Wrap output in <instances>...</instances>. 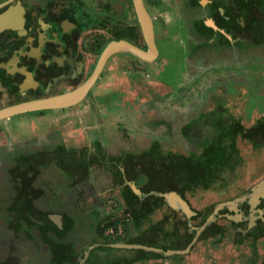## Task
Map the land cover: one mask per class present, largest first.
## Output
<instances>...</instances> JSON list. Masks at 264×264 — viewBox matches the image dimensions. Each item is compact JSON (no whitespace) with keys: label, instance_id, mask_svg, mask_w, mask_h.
Wrapping results in <instances>:
<instances>
[{"label":"rangeland","instance_id":"374dc122","mask_svg":"<svg viewBox=\"0 0 264 264\" xmlns=\"http://www.w3.org/2000/svg\"><path fill=\"white\" fill-rule=\"evenodd\" d=\"M167 7L163 0L152 4L156 13ZM183 12L191 31L199 12ZM177 27L166 24L171 32ZM173 38L179 46L170 42L160 47L161 56L146 69L136 68L130 59L123 66L113 58L87 96L72 107L0 120V264H54L56 254L42 236L44 221L29 215L34 223L29 224L14 213L30 193L37 211L52 213L53 220L64 213L73 219L72 229L55 244L70 249L59 260L74 258L58 264H264V135L252 139L240 130L264 128V50L226 52L213 42L202 47L195 40V46L182 49V37ZM166 39L160 35L162 44ZM94 69H89V79ZM219 127L224 134L233 131L234 141L226 135L211 141ZM53 150L62 151L68 161L85 153L92 162L89 177L71 186V177L46 160L37 164L40 173L32 187H27L31 170L22 185L18 158L49 156ZM142 157L155 161L158 170L127 180L131 164ZM20 169L25 171L26 165ZM159 170L174 172V191L194 215L171 209L165 198L171 188L165 181L155 187ZM128 185L139 197L134 208L123 198ZM228 201L233 205L215 212ZM246 202L260 204L254 218L263 222L257 232L250 229L240 239L233 211ZM63 220L57 221L58 228ZM106 220L113 227L99 232L98 223ZM146 236L158 245L148 246L156 252L111 246L143 245L128 241ZM140 251L152 256L137 260Z\"/></svg>","mask_w":264,"mask_h":264},{"label":"flooded vegetation","instance_id":"af4514ba","mask_svg":"<svg viewBox=\"0 0 264 264\" xmlns=\"http://www.w3.org/2000/svg\"><path fill=\"white\" fill-rule=\"evenodd\" d=\"M163 1L167 9L156 13L152 4L158 0H143L153 21L158 54L145 53L151 59L147 61L125 48L112 55L105 67L117 57L123 66L131 60L136 68L146 69L161 56L160 47L170 42L179 46L175 35L185 42L182 49L195 46V40L202 47L213 42L226 52L264 50V0ZM183 8L187 15L199 12L191 31ZM169 23L177 24L174 32L166 28ZM160 35L167 37L166 43L160 42ZM114 41L149 51L134 0H0V110L74 92L78 84L89 79V69L97 67L102 53ZM217 129L219 133H214L211 141L222 136L233 140V131L223 128L224 134L221 127ZM247 129L257 132L252 139L264 135V128ZM259 205L246 202L239 205L238 212L233 211L235 237L243 239L250 229L257 232L263 222L254 218V207Z\"/></svg>","mask_w":264,"mask_h":264},{"label":"trees","instance_id":"16d2710c","mask_svg":"<svg viewBox=\"0 0 264 264\" xmlns=\"http://www.w3.org/2000/svg\"><path fill=\"white\" fill-rule=\"evenodd\" d=\"M240 130H241V133H243L244 135H247L249 137H251V136L253 137L257 134V132L254 131V129L252 130V129H247L245 127H241ZM228 150H229L228 148H224V153H226V151L228 152ZM61 152L62 151L53 150L52 153L49 154V156H47L48 153H46V152L43 155L37 154V156L34 155L31 157L23 156V158H21L22 162L20 161V158H18L19 166L17 167V169H18L17 174L21 177V180H23L25 182V183H22V185L26 184V177H25L26 172L28 170L29 171L31 170V172L33 173V176H31L29 179H27V181H28L27 187L28 188L32 187V184H34V180H36L38 178L39 173H40V170L38 168H36L37 164L40 165L41 162L46 163V160H47V163L49 162L50 165L52 163H54V165L57 164L59 169L62 170L63 173H65L71 177V182H70L71 186H74L78 182L83 181L89 177V175H90L89 165L92 162L89 161L88 156H86L85 153L83 156H80L77 159L75 157H71V158L69 157V161H68L67 159L64 158L65 154L63 152L62 153ZM221 154H223V151ZM55 158H56V160H55ZM208 161L211 165L213 162L212 156L210 157V159H208ZM154 162L155 161H150V160L148 161L144 157H142L140 160H137L136 162L132 163L131 167H130L131 173L127 174L126 179L134 181V179L137 178L136 176H138L141 171L149 172V171L158 170L155 168L156 163H154ZM23 165H26L25 171H22L20 169V167ZM173 174H174V172L172 170H169V171L161 170L160 173L158 174L159 180H157V181L154 180V182H156L155 187L158 188L159 183H161L162 181H165L166 185L169 188H171V189H169L170 192L168 193L169 194L168 195L169 201L172 204H175L177 200L174 197L173 192H175L174 190L176 188L175 187L176 181L172 178ZM13 175H15V172H13ZM13 180L15 181V178H13L12 181ZM191 182H193V181H191ZM120 183H121V185H123V181L121 182V180H120ZM130 184L134 185L136 187L135 183H130ZM197 185H201L199 183V180L197 181ZM140 188L143 189L142 187H140ZM124 189L125 190L123 192V198L127 200L126 202L129 204L130 207L134 208L137 204H139V197L134 192H130L131 190H130L129 185L126 187L124 186ZM32 194L30 193L29 197L25 198L23 200V202H22L23 207L17 208V210L14 211V213L18 214L19 216L24 217L29 224H34L33 221L30 219L29 215L31 217H36L37 219L44 221L45 226L43 225L41 228L42 229V236H43V238L48 237L46 239L47 241H45V243L48 245V247H51L52 251L56 254L54 259H53L54 264H58V261L64 262V261H68V260L73 259L74 257L70 256L69 258L64 257L65 260L64 259L59 260V256L62 257V255L64 254L63 252L66 251L65 249H67V251L70 249L65 248V246L63 245L64 243H61V245H59V246H57L58 244L57 245L55 244L56 239L62 238L63 236L68 234V232L72 229L71 227L73 226V219H71V217L69 215H66L64 213V214L60 215L57 220L56 219L53 220V219H51V217H49V215L52 213H49V212L45 213L42 211H37V208L33 204L34 200H33ZM16 196L18 198L19 193ZM148 199H151V197ZM156 199L159 200V198H156ZM13 200H15L14 203H16L18 201L16 199H13ZM222 204H224V203H222ZM172 210L177 213L176 210H174V209H172ZM61 217L64 219L63 220L64 225L62 224L63 227L61 226V228H58L57 227L58 226L57 221ZM113 225L114 224L111 223L110 220H108V221L106 220L103 222L100 221L98 223L97 230L99 232H103L104 227H106V228L110 227L111 228V227H113ZM49 230L55 231L54 232L55 234H53L52 236L48 235ZM148 237L149 236H146L145 238L139 237L140 240L133 239L132 241H128V242H135V243L140 242V244L147 245V246H158L155 243V241L151 242V240H149ZM140 253H141L140 254L141 256L139 258H142L143 260L152 256L151 253H147V252H143V251H140ZM120 263H122V262H120Z\"/></svg>","mask_w":264,"mask_h":264},{"label":"water","instance_id":"95a60500","mask_svg":"<svg viewBox=\"0 0 264 264\" xmlns=\"http://www.w3.org/2000/svg\"><path fill=\"white\" fill-rule=\"evenodd\" d=\"M134 1H135L136 10L138 12L139 20L141 23V27L143 30V34L145 35L146 41H147L148 46H149V51L142 50V49L126 42V41L111 42L108 45V47L104 50V52L102 53L101 58L99 60V63L97 65L92 77L83 86L79 87L74 92H71V93H68V94H65L62 96H58V97H53V98H55L54 100H55L56 104L50 103V102H53L54 100H51L52 98H49V99H43L42 100V102L49 101V102H46V103H50L48 105H45L46 103H44V105L35 106L33 104L35 101H32V102L14 105V106L8 107L6 109L0 110V120L11 118L15 115H19V114H23V113H29V112H33V111H44V110H51V109H59V108L71 107V106L78 104L87 96L89 90L95 84L96 80L98 79L101 72L103 71L108 59L112 55L123 51V50L116 48V46L120 43H125L126 47L128 48L127 50L129 52L133 53L134 55L138 56L139 58H141L143 60H147V61L151 60L150 58L145 57V53L147 54L149 52H153L154 55L156 56L158 54V49H157L156 42H155V33H154L153 21H152L150 15L148 14V12L144 6L143 0H134ZM155 56H153V58ZM77 95H79V97L77 100H75V96H77ZM72 98H73V101H67V103L63 102L67 99L71 100ZM36 101H38V100H36ZM263 186H264V183H263ZM131 187L135 193H137V194L141 193L140 190L137 189V187H135L134 185H131ZM168 195L169 194H167L165 198L167 199V202L172 209H174L178 212H180V211L184 212L189 217L194 215L193 209L182 198V196H180L176 192H173V195L177 201L175 204H172L169 201ZM232 203L233 202L228 201V202H224L225 205L222 203L217 205L215 212L219 211L220 209L224 208L225 206H229V207L232 206L233 205ZM214 219H215V217L213 215L211 217V219L206 222V225H209ZM202 230L203 229H200V231H202ZM198 234H200V232H198ZM194 242L195 241H193V243ZM111 246L112 247H119V248L133 247V248H137V249H144V250L150 251V252H156L157 251L155 248L148 247L146 245H133V246L111 245ZM168 254H170V252H168Z\"/></svg>","mask_w":264,"mask_h":264},{"label":"bare ground","instance_id":"6f19581e","mask_svg":"<svg viewBox=\"0 0 264 264\" xmlns=\"http://www.w3.org/2000/svg\"><path fill=\"white\" fill-rule=\"evenodd\" d=\"M116 48H117V49H120V50H126L125 48H127V47H126V44L120 43V44H118V45L116 46ZM112 49H113V48H112ZM127 49H128V48H127ZM145 57H146V56H145ZM78 94H79V93H78ZM78 97H79V95L75 96V100H77ZM65 98H66V97H65ZM51 100H54V99H51ZM63 100H64V99H63ZM67 101H73V98H72L71 100H70V99H67V100H65V101H63V102L67 103ZM46 102H49V101H45V102L39 101V102H34L33 104H34L35 106H41V105H44V103H46ZM50 103L56 104L55 100H54L53 102H50ZM50 103H46L45 105H48V104H50Z\"/></svg>","mask_w":264,"mask_h":264},{"label":"crops","instance_id":"0c3cea01","mask_svg":"<svg viewBox=\"0 0 264 264\" xmlns=\"http://www.w3.org/2000/svg\"><path fill=\"white\" fill-rule=\"evenodd\" d=\"M18 129H20V128H18ZM18 129H17V130H18ZM76 159H77V158H76ZM60 171H61V170H60ZM139 259H140V258L138 257V259H137V260H139ZM149 260H150V259H149Z\"/></svg>","mask_w":264,"mask_h":264}]
</instances>
